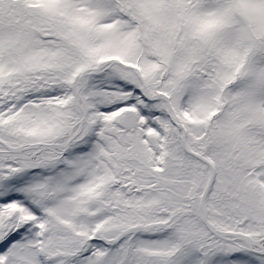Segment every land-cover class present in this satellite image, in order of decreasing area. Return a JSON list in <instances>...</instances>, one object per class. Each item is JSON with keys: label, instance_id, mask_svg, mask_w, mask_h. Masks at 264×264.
Wrapping results in <instances>:
<instances>
[{"label": "snow or ice", "instance_id": "1", "mask_svg": "<svg viewBox=\"0 0 264 264\" xmlns=\"http://www.w3.org/2000/svg\"><path fill=\"white\" fill-rule=\"evenodd\" d=\"M0 264H264V0H0Z\"/></svg>", "mask_w": 264, "mask_h": 264}]
</instances>
